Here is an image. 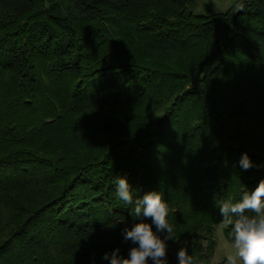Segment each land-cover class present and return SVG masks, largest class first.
Listing matches in <instances>:
<instances>
[{
    "label": "trees",
    "instance_id": "1",
    "mask_svg": "<svg viewBox=\"0 0 264 264\" xmlns=\"http://www.w3.org/2000/svg\"><path fill=\"white\" fill-rule=\"evenodd\" d=\"M195 4L0 0V264L127 256L119 175L162 195L167 251L225 264L219 207L264 179V0Z\"/></svg>",
    "mask_w": 264,
    "mask_h": 264
},
{
    "label": "clouds",
    "instance_id": "2",
    "mask_svg": "<svg viewBox=\"0 0 264 264\" xmlns=\"http://www.w3.org/2000/svg\"><path fill=\"white\" fill-rule=\"evenodd\" d=\"M236 6L243 8V4ZM239 165L245 171L256 167L246 152L241 155ZM113 183L116 197L126 205H134L133 214L138 222L121 230L123 242L131 245L127 256L117 247L105 252L101 259L109 264H169L167 241H175V235L173 225L167 220L169 208L162 195L153 190L134 197L126 176H117ZM219 212L221 222L232 229L234 252L227 255V264H264V179L254 191H245L239 202L222 203ZM176 261L177 264H205L190 255L186 245L177 251Z\"/></svg>",
    "mask_w": 264,
    "mask_h": 264
},
{
    "label": "rangeland",
    "instance_id": "3",
    "mask_svg": "<svg viewBox=\"0 0 264 264\" xmlns=\"http://www.w3.org/2000/svg\"><path fill=\"white\" fill-rule=\"evenodd\" d=\"M237 0H196L194 13L209 15L211 13L224 12L231 7ZM224 224L220 223L215 227V240H216V251L213 256L212 262L218 263L221 260L227 264V255L234 252L232 248V242H229L224 235ZM168 262L170 259L176 258V253L167 251Z\"/></svg>",
    "mask_w": 264,
    "mask_h": 264
},
{
    "label": "water",
    "instance_id": "4",
    "mask_svg": "<svg viewBox=\"0 0 264 264\" xmlns=\"http://www.w3.org/2000/svg\"><path fill=\"white\" fill-rule=\"evenodd\" d=\"M238 11H240V9Z\"/></svg>",
    "mask_w": 264,
    "mask_h": 264
}]
</instances>
